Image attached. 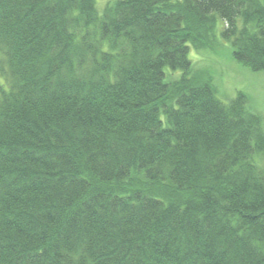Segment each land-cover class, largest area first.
Here are the masks:
<instances>
[{
	"label": "trees",
	"instance_id": "1",
	"mask_svg": "<svg viewBox=\"0 0 264 264\" xmlns=\"http://www.w3.org/2000/svg\"><path fill=\"white\" fill-rule=\"evenodd\" d=\"M97 1L0 0V264H264L261 117L190 58L264 70V0Z\"/></svg>",
	"mask_w": 264,
	"mask_h": 264
},
{
	"label": "rangeland",
	"instance_id": "2",
	"mask_svg": "<svg viewBox=\"0 0 264 264\" xmlns=\"http://www.w3.org/2000/svg\"><path fill=\"white\" fill-rule=\"evenodd\" d=\"M109 1L113 0L97 1L101 13ZM222 27L219 20L218 33ZM190 58L196 74L213 83L223 102L231 101L241 92L246 95L250 110L260 115L264 131V70L255 71L237 61L227 42L213 49L191 48Z\"/></svg>",
	"mask_w": 264,
	"mask_h": 264
}]
</instances>
